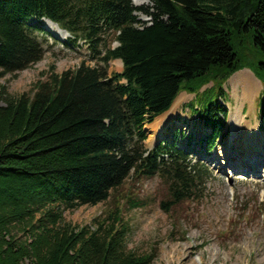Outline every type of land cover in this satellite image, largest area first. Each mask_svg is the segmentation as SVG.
I'll use <instances>...</instances> for the list:
<instances>
[{"label": "trees", "instance_id": "obj_1", "mask_svg": "<svg viewBox=\"0 0 264 264\" xmlns=\"http://www.w3.org/2000/svg\"><path fill=\"white\" fill-rule=\"evenodd\" d=\"M150 3L0 0V78L42 60L43 20L72 36L67 46L83 40L94 61L61 73L51 65L30 94L10 95L0 86V264H149L150 254L126 248L128 225L118 207L94 227L65 222L63 210L104 201L139 177L159 176L167 185L164 209L198 198L207 166L164 139L147 150L144 126L167 113L179 93L196 97L214 79L201 91L211 92L215 82L248 68L246 61L262 85L264 120V0ZM109 33L114 48L105 44ZM116 59L122 70L109 75ZM217 90L200 118L206 154L227 135L228 110Z\"/></svg>", "mask_w": 264, "mask_h": 264}, {"label": "rangeland", "instance_id": "obj_2", "mask_svg": "<svg viewBox=\"0 0 264 264\" xmlns=\"http://www.w3.org/2000/svg\"><path fill=\"white\" fill-rule=\"evenodd\" d=\"M131 3L136 7L151 4L150 0H131ZM135 15L142 22L148 21V17L140 12H135ZM41 25L45 29L40 34L45 48L42 60L16 75L8 74L0 78V86H4L10 95L30 94L34 84L48 79L51 65L55 67L56 73L73 70L81 62L94 65L85 46L71 48L47 28L45 20ZM104 40L111 48L117 46L115 33H109ZM244 64L248 68L234 73L224 84L215 82L216 87L211 92L203 94L199 90L196 97L181 92V95L186 94V100L178 112H173L177 116L167 125L168 131L165 130L155 142L156 145L163 139L174 142L192 158L207 166L209 177L198 198L176 204L169 202L168 209H164L160 202L169 197L168 187L159 176L128 178L119 187L112 189L104 201L63 210L64 221L94 227V221L103 219L118 207L121 221L128 225L126 248L136 254H150L152 260L149 264H264V146L252 150V153L242 148V141L235 143L230 139V118L237 109L241 110L245 118L242 127L249 123L258 126L256 131L264 134V124L259 122L257 116L259 96L254 102L255 114L249 112L253 101L243 102V91L245 97L246 93L252 95L256 90L245 78L246 73L241 72H249L254 78V74H257L256 68L249 61ZM115 72H121L118 60L108 65V74ZM235 75L244 87L242 92H237V98L230 88ZM213 81L204 87L210 88ZM218 87L223 90L224 96L217 101L228 110L229 126L226 121V137L218 140L211 153L206 154L202 146H199L198 137L202 131L200 118L203 110L215 103ZM246 99L249 98L246 96ZM180 100L181 97L176 101L177 105ZM158 119L144 126L146 138L148 135L147 148H151L153 143L151 127ZM260 124L263 130L259 129ZM131 199L143 203L131 205Z\"/></svg>", "mask_w": 264, "mask_h": 264}, {"label": "bare ground", "instance_id": "obj_3", "mask_svg": "<svg viewBox=\"0 0 264 264\" xmlns=\"http://www.w3.org/2000/svg\"><path fill=\"white\" fill-rule=\"evenodd\" d=\"M46 24L48 25V29L50 28L51 31H53V33L55 35L61 37V39L64 38L65 32L62 31L57 25H55L54 23H52L50 21H46ZM237 77H236V79H237ZM251 93H253V92H251ZM254 95H256V92H254V94H252V95L249 94V99H252L254 97ZM176 101L174 102V104L171 107L172 110L170 109L167 113L163 114L162 115L163 117H161V116H160L161 118L158 117L159 119L157 118L158 119L157 122L155 124H153V126L151 127V130L154 134L153 138L151 140V142H153L150 145L151 147L154 146L155 142L163 135V132L165 131L166 126L169 123H171V121L173 120V118H174L173 112H175L176 106H177ZM228 119H229V117H228ZM227 122H228V120H227ZM158 123H161V124L159 125ZM243 123H245L244 115H242V112L240 109H237L236 112L234 114H232L231 118H230V126H231V131H232L230 139L235 143L239 140L242 141L241 146H242V148L245 149V151H252V150L255 151V150H257L258 147L260 149H262L264 146V134L261 131H256L258 126L255 127V126H252V124L247 123L248 126L245 125L244 127H242ZM227 126H229V122H228ZM257 143H260L261 147H260V144H257ZM246 145L248 146V148ZM253 151H252V153H253ZM247 154H249V153H247ZM244 156L245 155H243V157ZM245 157H244V159H246ZM238 162L241 163V161H238ZM244 163H245V161H242L241 164H244Z\"/></svg>", "mask_w": 264, "mask_h": 264}, {"label": "crops", "instance_id": "obj_4", "mask_svg": "<svg viewBox=\"0 0 264 264\" xmlns=\"http://www.w3.org/2000/svg\"><path fill=\"white\" fill-rule=\"evenodd\" d=\"M119 61V60H118ZM121 64V63H120ZM241 73H246L245 74V78H247L249 81H250V83L255 87V89H256V95L252 98L253 100H250V99H246V96H247V98H249V94H247L246 93V96L244 97V87H243V83H242V81L241 80H237L236 79V76L238 75H235L234 76V79H232V81L230 82V88L232 89V91H233V93L234 94H236V98L237 97H239L238 96V94H237V92H239V90H241V92L243 91V102H246V100H248V101H250V102H252L253 101V106H251V108H250V110H249V112L251 113H253V114H255L256 113V111L254 110L255 109V107H254V102H255V98L256 97H258V95L260 94V92H261V90H262V87H261V84H260V82L259 81H257L249 72H241ZM180 96H181V100H180V102L178 103V105L176 106V110H175V112H178L177 110L179 109V107L180 106H182V103L186 100V94L185 95H181V93H180ZM179 96V97H180ZM242 96V95H241ZM178 97V98H179ZM177 98V99H178ZM242 98V97H241ZM245 98V99H244ZM228 105H230L229 103H228ZM259 107H260V105H259ZM243 115V114H242ZM257 116H258V111H257ZM254 117L256 118V116L254 115ZM256 120V119H255Z\"/></svg>", "mask_w": 264, "mask_h": 264}]
</instances>
